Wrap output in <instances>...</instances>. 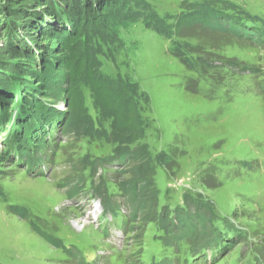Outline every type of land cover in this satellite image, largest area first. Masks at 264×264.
Wrapping results in <instances>:
<instances>
[{"label": "rangeland", "instance_id": "374dc122", "mask_svg": "<svg viewBox=\"0 0 264 264\" xmlns=\"http://www.w3.org/2000/svg\"><path fill=\"white\" fill-rule=\"evenodd\" d=\"M21 1L0 0V5L15 7V22L21 19ZM50 1L57 14L64 15L58 8L62 4ZM106 2L98 7L93 0H69L64 12L76 7L71 18L80 14L75 26L90 36L98 78L120 77L141 94L138 107L145 129L129 150L146 146L150 160L143 169L157 198L155 210H166L163 221L170 224L173 213L188 215V210L195 215L206 209L209 225L223 222L233 229L225 234L236 231L237 235L221 242L219 257L210 260L202 256L201 248L218 245L220 236L214 231L180 230L181 235H176L181 238L172 240L171 226L164 232L147 223L150 204L137 210L132 222L136 203L122 185L133 180L140 164L114 160L115 145L103 139L62 133L69 100L59 91L63 85L54 74L49 81L24 76L40 72L42 55L63 57L61 39L68 32H53L49 23H38L41 29L27 26V33L33 30L35 38L30 39L5 21L0 22V87L10 86L0 97L8 100L11 89L20 83L29 87L24 103L30 98L41 100L61 111L62 120L48 130L53 137L50 143L43 138L41 151L33 148L30 169L22 166L23 161L16 166L14 158L5 159L6 133L0 134V264H264V0ZM191 3H198L195 15L205 9L212 12L210 28L186 24L181 15H187ZM229 15L239 19L235 23L241 22L243 31L234 35L212 28L220 24L233 28ZM85 19L89 25L83 23ZM9 45L12 53H20L17 58H12ZM80 89L86 112L98 118L89 90L84 84ZM13 105L6 106L8 115ZM109 123L105 120V129ZM38 142L37 137L33 147ZM92 162V169L85 167ZM96 193H106L102 196L110 201L100 221L87 217ZM10 207L24 208L30 219L24 220ZM29 220L80 256L45 241ZM206 249L210 254L211 248Z\"/></svg>", "mask_w": 264, "mask_h": 264}, {"label": "trees", "instance_id": "16d2710c", "mask_svg": "<svg viewBox=\"0 0 264 264\" xmlns=\"http://www.w3.org/2000/svg\"><path fill=\"white\" fill-rule=\"evenodd\" d=\"M56 1L62 4L63 8L60 7L58 8L64 15L57 14L56 12L57 6L54 3V1H52L51 3L50 0H22L21 3H18L21 4L20 6L22 7L19 8L20 10L17 9L21 14L20 20H24L22 21V23L23 22L25 23L26 21L25 19H27L29 16L32 18L29 19L28 20L29 22L25 24H21L19 22L20 21L19 17H17L16 22L12 19V17L16 12L14 6L10 5L9 7H7L1 4L0 22L3 23L6 21V24L13 25V29L16 30V32L18 31L25 32L27 36L26 38H30V39H35V38L32 35L33 30L29 34L27 33V30L29 29L27 27L28 25L34 27L37 26L38 28L41 29V27L45 25V23L47 22L49 23V25L52 26L53 32H56V29L60 30L64 35L66 31L68 32L65 35V37L61 39L62 43H61L60 53L64 54L63 57L56 58L54 57L55 56L54 55L51 58L47 57L44 59L42 55V61L43 60L44 61H43V68L40 69V72H27L24 74V76L32 75L35 78H40L41 80H48V81L51 80L52 74H54L57 77L56 79L59 81V83L63 85V87H61L59 91L62 93H67L69 96V100H68L67 110L64 112V115H66V120L62 123V133L65 132V134L74 135L76 136V138L88 137L94 139L97 137L103 139L104 141H107L108 143L115 145L114 154L112 155V158L114 160L117 161L124 160L128 163L135 161L140 164L137 167L138 171L135 172L133 180H131L130 182H126L122 185V190L125 193H128L131 199L136 203L132 210V213L133 212L134 213L131 214L130 216L132 222L133 219H135V212L137 210L143 209L145 204L146 205L150 204V206H148L147 211L149 212L148 214L151 216L150 218H148L147 223H155L156 226L161 230H163L164 232L170 231L171 228L169 226H171L175 235L172 237V240L181 238L176 235L180 232V230H182L183 233L186 231H191L190 233L195 232L197 234V233H202L201 231L206 229L217 233L216 228H214L213 225L208 224L206 218V212H208V210L206 209H204L205 211L203 213L201 212L197 213L195 216L190 215L193 218H189L188 216L189 214L187 215L181 211L179 214L176 215L175 221L172 220L170 224H167L165 221H163V218L166 215V210L163 211L161 210L157 213V208L155 210L157 198L155 193L151 191V184L147 183V177H146L147 171L143 169L144 168L143 164L150 160L146 152L147 150L146 146H142L134 152H131L129 150V147L134 142L140 140L143 134V130L145 129V126L143 127V124L141 122V117H140L141 113H140V108L138 107V102L140 101L138 97L140 98L141 94L137 95L135 85L130 84L128 81L120 77L114 80L104 79L100 77L98 78L96 71L98 62L91 55V48L89 47L90 36L88 37L89 34L87 30H82L80 29V27L75 26L76 23L75 21H77V19L78 20L81 19L80 14L78 15L79 16L78 18L74 17L76 19L71 18V15H73L74 12L76 11V7L73 8L74 11H71L70 13L68 11V13L65 14L64 4L69 0H56ZM72 1H80V0H72ZM93 1L98 5V7H103V4L107 3L106 0H104V2L101 0H93ZM196 5H198V3H191L189 9L186 10L187 15L183 13L184 15H181L182 18L186 21V24L189 25L198 24L201 25L202 27L210 28L208 24V18L211 19L213 17L212 12L209 11L208 9H205L202 11V15H195L193 14V12L195 11L194 8ZM3 13L7 14L5 18L2 17ZM86 16L87 14H85V17ZM229 16H231L229 21L233 23L232 24L233 28L232 27L225 28L222 26L220 28L221 24L216 25V27H212V28L218 31L227 30L228 33L234 35L237 34L239 30L243 31V28L241 27V22L240 24L235 23L239 19L236 16H232V15ZM214 17L215 19L217 17L219 18V16H215V14ZM219 20H221V18ZM249 21L251 22L253 21V19ZM86 22L87 20L85 19L83 23L85 25H89V23ZM94 22L95 21H92L91 25H93ZM38 23H43V24L41 26V24ZM234 25H236L237 28H235ZM76 29L77 31L73 33V31ZM81 38L84 41H82ZM12 39L15 42V38L11 37V40ZM37 43L40 44L39 42ZM8 47L12 58H17V56L20 55V53L15 52L14 49L12 51H14L15 53H12L10 51L11 49L10 45ZM30 57H28L30 58L28 62L33 61L32 59L33 56ZM39 82L40 80L38 79V83ZM81 84H84V86L89 90L92 106L96 114L98 115V118L97 116L96 118H92L88 114V112H86L87 110L84 107L83 93L82 90L80 89ZM9 86H10L9 84H5L4 87V83H3V85L0 87V96L4 94V92H6ZM15 86L16 87L11 89L10 93L7 95V97L9 98L8 100H4V97H0V108L2 107L0 111V128L2 124L9 123V121H6L8 119L6 106H10L16 101L14 96L18 95L19 101L21 102L23 100V97L30 94L27 92L29 91V87L24 89V87L21 86L20 83L15 84ZM43 88L46 89V87ZM18 89L21 90L19 91ZM133 97L134 98L137 97L138 101L136 102L135 100H133ZM1 100H3V103L1 102ZM30 104H31V108L35 109L34 110L35 118L32 117L31 119L35 120L34 128H37L38 131L43 132L46 129L52 128L53 126L55 127V124L62 120L61 118L62 112L57 111L55 109H51L50 108L51 105L41 100L30 98L27 103L23 104V108L24 109L27 108V106H29ZM20 118L25 119V116L21 115ZM105 120L110 121L109 129H105L104 127ZM24 124H25V128L24 127L20 128V126L18 127L15 124V122H12V127L15 130L12 137L13 139L19 138L23 130L27 132L33 126V125H27L26 122ZM42 146H44V142L37 144L36 150L38 152L41 151ZM94 164L95 162L87 163L85 167L88 166L90 167V169H92L94 167ZM72 194H76V192L73 191ZM102 195L106 196V193L103 194L96 193V197L98 196L101 197ZM101 198L104 201L105 209L107 208L106 210H108L110 208V206L108 205L110 201L108 199H104L105 197L103 196ZM10 209L14 214L18 215L24 220H28L29 215L24 208L10 207ZM146 214L147 213H145V216ZM195 220L197 221L196 223ZM195 224H198V226L200 225L198 230H196ZM29 225L31 226L32 230L35 233H37L39 236H41L45 241H47L51 245L62 249L65 253L69 255L72 254L73 257L80 256V254L74 249L65 247L58 239L42 231L39 227L36 226L35 222L29 220ZM179 235L181 234L179 233ZM226 247L228 248V246ZM71 250H73L74 252L72 253Z\"/></svg>", "mask_w": 264, "mask_h": 264}, {"label": "bare ground", "instance_id": "6f19581e", "mask_svg": "<svg viewBox=\"0 0 264 264\" xmlns=\"http://www.w3.org/2000/svg\"><path fill=\"white\" fill-rule=\"evenodd\" d=\"M90 219H93V220H95L96 221V217H92L91 216V214L88 216ZM92 221V220H91ZM84 228H85V225L83 226ZM85 230L83 229V232H84Z\"/></svg>", "mask_w": 264, "mask_h": 264}]
</instances>
